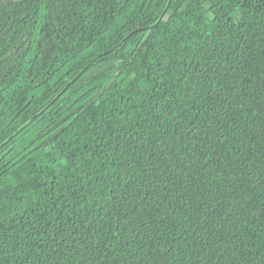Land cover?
Instances as JSON below:
<instances>
[{
	"label": "trees",
	"instance_id": "16d2710c",
	"mask_svg": "<svg viewBox=\"0 0 264 264\" xmlns=\"http://www.w3.org/2000/svg\"><path fill=\"white\" fill-rule=\"evenodd\" d=\"M0 264H264V0H0Z\"/></svg>",
	"mask_w": 264,
	"mask_h": 264
},
{
	"label": "water",
	"instance_id": "95a60500",
	"mask_svg": "<svg viewBox=\"0 0 264 264\" xmlns=\"http://www.w3.org/2000/svg\"><path fill=\"white\" fill-rule=\"evenodd\" d=\"M74 80H75V78H73V80H71V82H73ZM71 82H70V83H71ZM61 93H62V92H61Z\"/></svg>",
	"mask_w": 264,
	"mask_h": 264
},
{
	"label": "rangeland",
	"instance_id": "374dc122",
	"mask_svg": "<svg viewBox=\"0 0 264 264\" xmlns=\"http://www.w3.org/2000/svg\"><path fill=\"white\" fill-rule=\"evenodd\" d=\"M201 1H202V0H197V3H198V2H201Z\"/></svg>",
	"mask_w": 264,
	"mask_h": 264
}]
</instances>
